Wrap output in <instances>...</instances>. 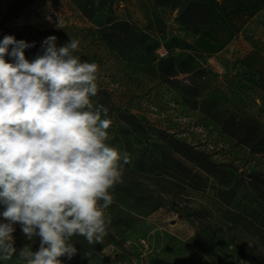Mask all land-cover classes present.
Masks as SVG:
<instances>
[{"label": "rangeland", "instance_id": "rangeland-1", "mask_svg": "<svg viewBox=\"0 0 264 264\" xmlns=\"http://www.w3.org/2000/svg\"><path fill=\"white\" fill-rule=\"evenodd\" d=\"M179 1L154 2L161 31L120 15L118 0L112 8L108 0H10L0 7V40L13 30L34 42L25 49L29 60L48 36L57 46L79 41L74 54L99 66L93 102L108 108L109 143L129 154L106 210L108 234L91 245L74 236L76 254L62 257L64 264H264V150L237 143L219 121L241 108L264 130V66L249 64L264 58V0H205L216 20L197 34L180 23ZM121 20L133 40L156 41L155 50L142 58L137 42L109 40L106 28ZM170 54L193 55L194 65L210 71L200 97H184L159 76L158 63ZM14 238L17 255L0 264H21L25 245L39 248L19 225Z\"/></svg>", "mask_w": 264, "mask_h": 264}, {"label": "clouds", "instance_id": "clouds-1", "mask_svg": "<svg viewBox=\"0 0 264 264\" xmlns=\"http://www.w3.org/2000/svg\"><path fill=\"white\" fill-rule=\"evenodd\" d=\"M34 46L0 40V261L17 255L19 225L28 241L39 239L38 250L19 249L21 264H64L76 254L74 236L103 242L130 161L109 143L108 108L93 102L99 66L74 54L79 41L57 46L48 36L29 60Z\"/></svg>", "mask_w": 264, "mask_h": 264}, {"label": "trees", "instance_id": "trees-1", "mask_svg": "<svg viewBox=\"0 0 264 264\" xmlns=\"http://www.w3.org/2000/svg\"><path fill=\"white\" fill-rule=\"evenodd\" d=\"M114 1L115 0H108L110 8H112ZM154 2L160 3V0H154ZM178 4L182 6L180 23L195 34L201 31L202 26L207 23H214L216 20L214 8L205 0H181ZM130 28V23L127 20L114 21L106 28L105 35L109 40L117 39L120 43H127L126 45L130 47H132L130 44L131 41L134 44L137 42L135 48L138 47V49L141 50L140 55L142 58L144 55L152 53L157 46V42H146L144 38H141L139 41L133 40ZM4 33L14 36L17 40H25L13 30H7L4 31ZM187 45L190 46V44ZM33 49L39 51L37 48ZM193 62V55L189 54L177 60L170 54L167 58L159 61V76L184 97H200L207 87V84H209L210 71L202 65H194ZM237 111L238 114H231L230 116L220 118L219 121L223 130L233 137L237 143L247 146L252 152L263 151L264 130L260 119L256 115L254 116V114L250 112H245L241 108H237ZM219 114L224 113L217 112V115ZM176 142L192 149V147L183 142ZM196 152L208 158L206 155L207 153L202 151ZM210 163L213 166L217 165V163L212 161Z\"/></svg>", "mask_w": 264, "mask_h": 264}, {"label": "crops", "instance_id": "crops-1", "mask_svg": "<svg viewBox=\"0 0 264 264\" xmlns=\"http://www.w3.org/2000/svg\"><path fill=\"white\" fill-rule=\"evenodd\" d=\"M10 0H0V7L4 8ZM48 1V0H47ZM119 14L123 17L135 20L141 26L151 31H161L164 28V21L161 17V10L155 6L154 0H118ZM255 62L257 64H255ZM252 66L262 69L264 58H256L249 61ZM261 64V65H260Z\"/></svg>", "mask_w": 264, "mask_h": 264}, {"label": "built area", "instance_id": "built-area-1", "mask_svg": "<svg viewBox=\"0 0 264 264\" xmlns=\"http://www.w3.org/2000/svg\"><path fill=\"white\" fill-rule=\"evenodd\" d=\"M199 147H202L201 144L198 145ZM204 146H207V148L211 151L215 150V149H219V147H217L215 144L208 142V144H204Z\"/></svg>", "mask_w": 264, "mask_h": 264}]
</instances>
